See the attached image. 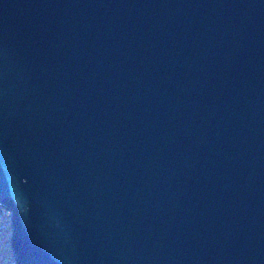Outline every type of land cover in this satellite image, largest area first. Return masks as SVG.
<instances>
[{"label":"water","instance_id":"obj_1","mask_svg":"<svg viewBox=\"0 0 264 264\" xmlns=\"http://www.w3.org/2000/svg\"><path fill=\"white\" fill-rule=\"evenodd\" d=\"M0 207L16 264H264V0H0Z\"/></svg>","mask_w":264,"mask_h":264},{"label":"rangeland","instance_id":"obj_2","mask_svg":"<svg viewBox=\"0 0 264 264\" xmlns=\"http://www.w3.org/2000/svg\"><path fill=\"white\" fill-rule=\"evenodd\" d=\"M10 212L0 207V264H16L11 247L12 225Z\"/></svg>","mask_w":264,"mask_h":264}]
</instances>
